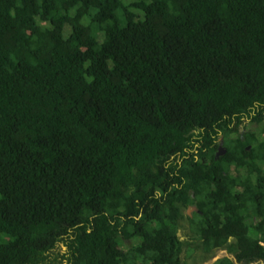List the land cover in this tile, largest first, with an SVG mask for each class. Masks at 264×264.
<instances>
[{
  "label": "trees",
  "instance_id": "trees-1",
  "mask_svg": "<svg viewBox=\"0 0 264 264\" xmlns=\"http://www.w3.org/2000/svg\"><path fill=\"white\" fill-rule=\"evenodd\" d=\"M263 134L264 0H0V264H260Z\"/></svg>",
  "mask_w": 264,
  "mask_h": 264
},
{
  "label": "flooded vegetation",
  "instance_id": "flooded-vegetation-1",
  "mask_svg": "<svg viewBox=\"0 0 264 264\" xmlns=\"http://www.w3.org/2000/svg\"><path fill=\"white\" fill-rule=\"evenodd\" d=\"M245 120V119H244ZM247 121H249V119H247ZM224 148L226 149V147L224 146ZM227 151V149H226ZM223 146H222V139H221V136L219 138V146L217 148V151H216V156L219 155V157H217L218 159L221 158L223 155ZM239 175H235V177H238ZM216 182L215 184H218L219 187H222L225 185V182H224V179L222 176L220 175H217L216 176ZM232 186L237 190H240L241 189V186L244 185L245 183H242V181H238L237 178H233L232 179ZM158 196H161V194L159 193ZM195 195H193L194 197ZM194 207L195 209L191 210L190 211V208ZM200 209L198 208L197 204H194V205H190L189 207H187V209L185 210V214L188 215L189 217L193 218L195 213H200ZM181 224L184 225V226H187V222L186 220L184 221H181ZM72 232V231H71ZM71 232H69V234H72ZM178 236L180 238L181 241H184V242H188V245L186 246H183V249H182V252H181V256H183V259L185 261L186 259V254L187 252L189 251V247L191 246L193 248V251H190L191 254H196L197 256L195 258H190L188 260V263L189 264H204L205 261H202V256L200 254V252H198V248H197V244H199V241L196 240V239H192L186 235H184V232L183 230H179L178 231ZM72 236H69V235H66L64 237V239H71ZM234 239L233 238H230L229 241H233ZM264 242H261V245L263 244ZM263 246V245H262ZM66 248L65 251H58L59 248ZM264 247V246H263ZM46 255V260L42 262V264H71V250L70 248L64 243V241H61L59 243H57L55 245L54 248H52L50 251H47L45 253ZM229 258L231 259L234 264H243V263H239L235 257V255L233 254H229L226 250H221L219 252H217L211 259H214V262L216 264H218V262L220 260H222L223 258ZM249 264H259V262H255V263H249ZM260 264H264V262H260Z\"/></svg>",
  "mask_w": 264,
  "mask_h": 264
},
{
  "label": "rangeland",
  "instance_id": "rangeland-1",
  "mask_svg": "<svg viewBox=\"0 0 264 264\" xmlns=\"http://www.w3.org/2000/svg\"><path fill=\"white\" fill-rule=\"evenodd\" d=\"M249 122L250 121H247V119L244 120V124L245 125H249ZM253 126L254 125L248 126V127H246V129L244 127H241V132L242 133H246L247 131L251 130V128H256V127H253ZM257 128H258V131L261 132L263 127L261 126V127H257ZM221 139H222V146L224 147V141H223V137L222 136H221ZM131 245H132L131 241H124V242H122L121 247H122V249L127 250ZM65 250H66V248H64V247L58 249V251H60V252L65 251ZM204 264H216V263L214 262V259H209V260L205 261Z\"/></svg>",
  "mask_w": 264,
  "mask_h": 264
},
{
  "label": "water",
  "instance_id": "water-1",
  "mask_svg": "<svg viewBox=\"0 0 264 264\" xmlns=\"http://www.w3.org/2000/svg\"><path fill=\"white\" fill-rule=\"evenodd\" d=\"M225 153H226V149L223 147V153H222V155H224ZM217 157H219V155H217ZM193 209H195V208L194 207L190 208V211L193 210Z\"/></svg>",
  "mask_w": 264,
  "mask_h": 264
},
{
  "label": "built area",
  "instance_id": "built-area-1",
  "mask_svg": "<svg viewBox=\"0 0 264 264\" xmlns=\"http://www.w3.org/2000/svg\"><path fill=\"white\" fill-rule=\"evenodd\" d=\"M262 245L264 246V243Z\"/></svg>",
  "mask_w": 264,
  "mask_h": 264
}]
</instances>
